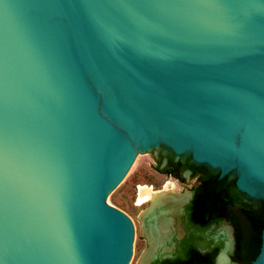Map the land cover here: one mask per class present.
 <instances>
[{"label":"water","instance_id":"obj_1","mask_svg":"<svg viewBox=\"0 0 264 264\" xmlns=\"http://www.w3.org/2000/svg\"><path fill=\"white\" fill-rule=\"evenodd\" d=\"M160 146L264 199V0H0V264H128Z\"/></svg>","mask_w":264,"mask_h":264},{"label":"flooded vegetation","instance_id":"obj_2","mask_svg":"<svg viewBox=\"0 0 264 264\" xmlns=\"http://www.w3.org/2000/svg\"><path fill=\"white\" fill-rule=\"evenodd\" d=\"M155 161L158 173L169 178L168 182L175 183V189L172 193L164 191V188L154 190L165 194L154 202L148 200L152 203L151 207L142 216L151 244L157 248L153 253L150 251L149 264H216L222 250L229 264H251L256 260L262 249L264 225L259 231L260 240L255 249L238 245V236L243 234L248 238L251 226L245 219L243 206L246 205L253 213L264 211V199L240 195L236 188V175L230 172L225 176L234 179L233 186L224 191L229 197L223 191L218 198H211L208 194L209 207L203 211L202 207L206 204L195 202L197 198L203 201L207 191L202 185L205 173L200 165L203 164L195 163L190 155L177 157L165 146ZM184 164H191L192 167L182 169ZM186 175L190 181L193 180L188 189L182 186L186 183ZM167 259L171 261L163 262Z\"/></svg>","mask_w":264,"mask_h":264},{"label":"rangeland","instance_id":"obj_3","mask_svg":"<svg viewBox=\"0 0 264 264\" xmlns=\"http://www.w3.org/2000/svg\"><path fill=\"white\" fill-rule=\"evenodd\" d=\"M162 148L163 146H160L147 150L144 153H137L127 174L120 183L109 191L106 197L107 203L125 212L133 223L134 242L128 264H149L151 259L150 251L153 253L157 250L151 244L150 235L144 229L142 218L144 212L150 209L152 203L146 201L139 204V196L141 188L148 187L159 191L168 184L169 178L158 173L155 168V159ZM185 177L186 183L182 186L188 189L192 185L193 180L190 181L187 175Z\"/></svg>","mask_w":264,"mask_h":264},{"label":"trees","instance_id":"obj_4","mask_svg":"<svg viewBox=\"0 0 264 264\" xmlns=\"http://www.w3.org/2000/svg\"><path fill=\"white\" fill-rule=\"evenodd\" d=\"M201 170L205 173V182L202 184L207 191H205V195L203 196V201L195 200L196 203H203L206 204V206L202 207V210H206L208 208V202L210 201L208 198V194L211 195V198H218L221 197L220 194L221 192L231 188L233 186L234 179H228V176H225L224 178H219L218 177V172L209 168L206 165H200ZM191 164H184L182 166V169H187L191 168ZM207 193V194H206ZM225 195V193H224ZM226 197L229 195H225ZM243 211L245 215V219L249 220L250 222V231L248 238H245L243 234H239L238 236V245H247L250 249H255L257 248L259 244V231L264 225V211H260L258 213H253L251 212L247 206H243ZM238 230H240L238 228ZM241 233V232H240ZM247 242V244H246ZM171 260L167 259L164 260L163 262H170Z\"/></svg>","mask_w":264,"mask_h":264},{"label":"bare ground","instance_id":"obj_5","mask_svg":"<svg viewBox=\"0 0 264 264\" xmlns=\"http://www.w3.org/2000/svg\"><path fill=\"white\" fill-rule=\"evenodd\" d=\"M175 189V183L173 182H168L167 186L164 188V191H167L168 193H172L171 191H173ZM177 189V188H176ZM163 193L165 194V192L161 191V192H154L153 188H141L140 189V196H139V204L140 203H144L146 201H152L154 202V200H156L157 198H159L160 196L163 195ZM179 194V193H178ZM172 201V200H171ZM168 203V202H167ZM162 206V205H161ZM158 208V207H157ZM155 209V208H154ZM156 211V210H155ZM165 211V210H164ZM160 213V212H159ZM160 224V223H159ZM150 231V230H149ZM162 234V233H161ZM161 236V235H160ZM153 239V238H152ZM156 240V239H155ZM158 240V239H157ZM154 241V240H153ZM150 259V256H149ZM147 259V260H149Z\"/></svg>","mask_w":264,"mask_h":264}]
</instances>
